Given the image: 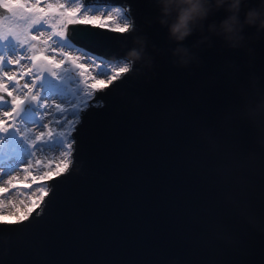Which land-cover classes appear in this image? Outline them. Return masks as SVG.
<instances>
[{
  "label": "water",
  "instance_id": "water-1",
  "mask_svg": "<svg viewBox=\"0 0 264 264\" xmlns=\"http://www.w3.org/2000/svg\"><path fill=\"white\" fill-rule=\"evenodd\" d=\"M82 1L123 7L133 30L68 25L80 49L124 60L143 35L153 66L94 93L67 170L27 219L0 220V264H264V112L246 115L239 92L250 73L264 91V35L248 45L250 66L213 38L199 63L178 68L153 0Z\"/></svg>",
  "mask_w": 264,
  "mask_h": 264
},
{
  "label": "snow or ice",
  "instance_id": "snow-or-ice-1",
  "mask_svg": "<svg viewBox=\"0 0 264 264\" xmlns=\"http://www.w3.org/2000/svg\"><path fill=\"white\" fill-rule=\"evenodd\" d=\"M0 8L26 22L21 31L9 28L0 33V46L6 50L0 54V157L5 162L0 166V173H5L24 160H27V172L33 167L29 157H36L43 152L57 135L47 121L51 120L54 112L63 113L65 109L61 102H56L53 107L48 101L63 97V73L75 70L80 83L84 85V95L88 98L94 97L96 91H101L119 78L113 74L106 79L101 78L108 67L103 61L95 62L94 59L93 67L78 63V57L68 58L65 55L67 52L54 46L56 38L70 41L71 37L65 33L69 31L68 25L75 24L125 32L129 19L119 9H115L117 16L111 13L106 16L94 15L84 4L66 8L61 3L60 10L54 11L52 5L45 10L28 6L23 0H0ZM52 20L56 22L52 23ZM46 24L51 28L47 33L40 30ZM7 65L15 66V71L8 70ZM116 70L117 67H111L112 73ZM119 71L126 72L125 69ZM67 122L71 123L70 120ZM56 123L62 126L59 119ZM72 147V143L67 144V148ZM62 155L67 157V152ZM68 167V163H64L55 175L59 176ZM7 183L11 186V181ZM7 191L8 188L4 187L0 192ZM32 210L29 208L22 219H27Z\"/></svg>",
  "mask_w": 264,
  "mask_h": 264
},
{
  "label": "clouds",
  "instance_id": "clouds-1",
  "mask_svg": "<svg viewBox=\"0 0 264 264\" xmlns=\"http://www.w3.org/2000/svg\"><path fill=\"white\" fill-rule=\"evenodd\" d=\"M153 3L157 10L155 23L166 29L167 40L172 45L166 51L175 67L187 68L199 63L196 50L211 48L213 38L220 40L227 49L244 50L249 57L248 64L251 65L254 50L248 45L264 35V0H256L252 6L249 0H153ZM219 11L224 12L223 19L205 24L211 15ZM246 28H252L254 32L245 36L243 33ZM132 30L133 24L129 21L127 31ZM194 34L197 38L190 46H185L183 42ZM147 49L146 37L136 35L132 47L124 56L122 67L126 72H130L137 64L142 69L152 68L153 58ZM153 50L160 51L155 46ZM226 67L238 70V66L231 61ZM239 92L246 115L264 112V91L255 73L249 74L247 87L240 88Z\"/></svg>",
  "mask_w": 264,
  "mask_h": 264
},
{
  "label": "rangeland",
  "instance_id": "rangeland-1",
  "mask_svg": "<svg viewBox=\"0 0 264 264\" xmlns=\"http://www.w3.org/2000/svg\"><path fill=\"white\" fill-rule=\"evenodd\" d=\"M23 2L28 6H36L44 8L45 10H47L49 5H52L54 11L60 10L59 5L61 3L65 4L66 8L76 7L78 4H84L86 6L82 0H39V3H37V0H23ZM86 8L91 14L104 16L109 13L113 16H117L118 13L115 9H119L121 13H123L122 10H124L121 9L122 7L120 6H108L105 4L95 5L94 3H87ZM51 22L55 23L56 21L52 20ZM0 26L6 27V30L13 28L16 31H21L26 26V22L20 20L18 16L9 13L1 17ZM40 30L47 33L51 31V28L46 24L43 25ZM54 46L59 50L67 52L65 55L68 58L78 57V63L83 62L86 65L94 67V59L95 62L103 61L108 67L105 69L104 75L101 78L106 79L108 75L112 74L117 76L121 72L119 69H123L122 64L118 63L123 61L122 59L112 61L101 56L90 54L80 49L72 39L65 42L56 38V44ZM5 51L6 50L0 46V54H3ZM113 66L117 67L114 73L111 72V67ZM69 67L71 69V65H69ZM7 68L10 71H15V66L13 65H7ZM63 77V97L56 101H48V103L53 104V107L56 102H61V106L65 109L63 113L54 112L51 120L47 121L49 126L57 133V135L54 136L52 144L45 146L44 151L39 153L36 157H29V159L33 161V167L27 172L25 171L28 167L27 160H24L18 162L5 173H0V191H2L4 187L8 188L6 193L0 192V220H17L22 218L29 208H38L43 199L42 194L44 188L46 186L48 188L47 179L57 173L60 166L62 167L64 163H68L70 155L67 144L72 143L71 132L74 124L79 119L82 109L93 101L92 98H88L84 95V85L80 83L78 76L75 74V70L63 73ZM57 119H59L60 125L62 126L57 125ZM69 120L71 123L67 122ZM59 133H63V135H59ZM57 141H59V143H56ZM64 152H67V157L62 155ZM4 163L3 158L0 157V166H3ZM8 181H11V186L8 185Z\"/></svg>",
  "mask_w": 264,
  "mask_h": 264
},
{
  "label": "bare ground",
  "instance_id": "bare-ground-1",
  "mask_svg": "<svg viewBox=\"0 0 264 264\" xmlns=\"http://www.w3.org/2000/svg\"><path fill=\"white\" fill-rule=\"evenodd\" d=\"M86 6H87V4H86ZM121 9H123V7H122ZM122 11H123V10H122ZM125 15H126V14H125ZM123 62H124V60H123ZM123 69H124V68H123ZM70 150H71V149L68 148L69 155H70ZM69 155H68V156H69ZM1 158H2V157H1ZM68 161H69V160H68ZM46 191H47V186L44 188V192H43L42 196H44V194L46 193Z\"/></svg>",
  "mask_w": 264,
  "mask_h": 264
},
{
  "label": "trees",
  "instance_id": "trees-1",
  "mask_svg": "<svg viewBox=\"0 0 264 264\" xmlns=\"http://www.w3.org/2000/svg\"><path fill=\"white\" fill-rule=\"evenodd\" d=\"M4 31H6V27L0 26V33L4 32Z\"/></svg>",
  "mask_w": 264,
  "mask_h": 264
},
{
  "label": "built area",
  "instance_id": "built-area-1",
  "mask_svg": "<svg viewBox=\"0 0 264 264\" xmlns=\"http://www.w3.org/2000/svg\"><path fill=\"white\" fill-rule=\"evenodd\" d=\"M95 5H97L96 3H94ZM124 9V8H123ZM123 12V14L125 15V12H124V10L122 11Z\"/></svg>",
  "mask_w": 264,
  "mask_h": 264
}]
</instances>
